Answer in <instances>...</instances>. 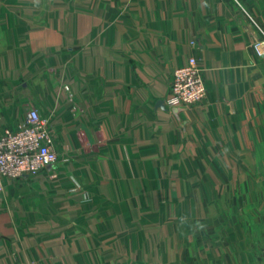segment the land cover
Listing matches in <instances>:
<instances>
[{
	"label": "crops",
	"instance_id": "obj_1",
	"mask_svg": "<svg viewBox=\"0 0 264 264\" xmlns=\"http://www.w3.org/2000/svg\"><path fill=\"white\" fill-rule=\"evenodd\" d=\"M244 7L264 24V0H0V136L37 108L57 153L0 177V264H264V57ZM190 57L207 93L177 112Z\"/></svg>",
	"mask_w": 264,
	"mask_h": 264
},
{
	"label": "built area",
	"instance_id": "obj_2",
	"mask_svg": "<svg viewBox=\"0 0 264 264\" xmlns=\"http://www.w3.org/2000/svg\"><path fill=\"white\" fill-rule=\"evenodd\" d=\"M257 49L261 53V48ZM206 93L198 62L190 57L186 65L173 71L167 103L173 108H189L201 102ZM56 161L57 153L53 148L48 120L41 116L37 108L29 109L25 124L17 131H7L0 136V177L35 175Z\"/></svg>",
	"mask_w": 264,
	"mask_h": 264
},
{
	"label": "rangeland",
	"instance_id": "obj_3",
	"mask_svg": "<svg viewBox=\"0 0 264 264\" xmlns=\"http://www.w3.org/2000/svg\"><path fill=\"white\" fill-rule=\"evenodd\" d=\"M254 10L255 9L249 10L248 8L244 7L242 14L247 18L248 22L255 28V30H257L258 36H256V38L253 40L252 45L258 56L264 57V24L253 16L255 14ZM258 47L261 48V53H259L257 49Z\"/></svg>",
	"mask_w": 264,
	"mask_h": 264
},
{
	"label": "water",
	"instance_id": "obj_4",
	"mask_svg": "<svg viewBox=\"0 0 264 264\" xmlns=\"http://www.w3.org/2000/svg\"><path fill=\"white\" fill-rule=\"evenodd\" d=\"M175 110L179 112L180 110H182V108H175Z\"/></svg>",
	"mask_w": 264,
	"mask_h": 264
}]
</instances>
